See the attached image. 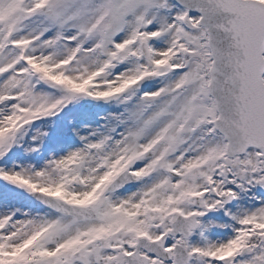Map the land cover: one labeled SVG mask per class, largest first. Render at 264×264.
<instances>
[{
  "label": "snow or ice",
  "instance_id": "1",
  "mask_svg": "<svg viewBox=\"0 0 264 264\" xmlns=\"http://www.w3.org/2000/svg\"><path fill=\"white\" fill-rule=\"evenodd\" d=\"M0 264H264V0H0Z\"/></svg>",
  "mask_w": 264,
  "mask_h": 264
}]
</instances>
